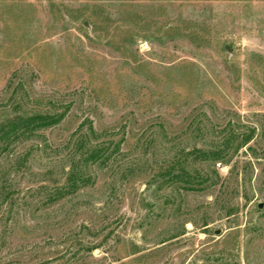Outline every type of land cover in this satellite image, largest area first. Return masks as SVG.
Instances as JSON below:
<instances>
[{
    "label": "rangeland",
    "instance_id": "obj_1",
    "mask_svg": "<svg viewBox=\"0 0 264 264\" xmlns=\"http://www.w3.org/2000/svg\"><path fill=\"white\" fill-rule=\"evenodd\" d=\"M66 107L0 157V264H264V0H0V119ZM87 121L120 153L44 204ZM226 127L254 136L217 187L150 185Z\"/></svg>",
    "mask_w": 264,
    "mask_h": 264
},
{
    "label": "trees",
    "instance_id": "obj_2",
    "mask_svg": "<svg viewBox=\"0 0 264 264\" xmlns=\"http://www.w3.org/2000/svg\"><path fill=\"white\" fill-rule=\"evenodd\" d=\"M190 35L193 38L195 36ZM68 109L66 107L64 112L33 111L18 112L14 116L4 115L0 119V157L12 148L36 138L42 139L45 149L48 148L50 145L46 141L44 132L60 125L67 117ZM85 124H88L87 130H83V125L79 129V135L75 134L69 141L70 145L73 144V148L68 155L70 156L68 171H65V167H61L65 175L64 182L49 186V180L53 178L56 169L53 165L40 172L41 185L37 187V191L39 195L47 197L44 204L60 202L93 185L95 181L89 174L91 168L95 165L106 166L120 153L121 145L125 142L124 137L116 144L110 142L107 145L105 141L100 142L103 135L96 131L90 121ZM253 132L236 133L235 128L226 127L219 132L218 140L214 144L200 148L193 147L191 150L178 149L166 166L158 167L154 171L150 185L157 184L159 191L171 188L175 192L184 194L203 193L217 187L221 178L215 169L216 166L228 165L233 155L250 143L254 136ZM148 152L145 150L142 158H145ZM24 161L29 162L28 156ZM46 182L47 184H43ZM208 225L207 222L203 223V227ZM179 235L182 233L175 237Z\"/></svg>",
    "mask_w": 264,
    "mask_h": 264
},
{
    "label": "water",
    "instance_id": "obj_3",
    "mask_svg": "<svg viewBox=\"0 0 264 264\" xmlns=\"http://www.w3.org/2000/svg\"><path fill=\"white\" fill-rule=\"evenodd\" d=\"M226 50H227V51H229V48H226ZM262 207H263V205H260V207H259V208H262Z\"/></svg>",
    "mask_w": 264,
    "mask_h": 264
}]
</instances>
